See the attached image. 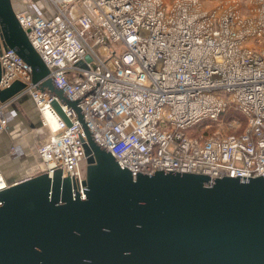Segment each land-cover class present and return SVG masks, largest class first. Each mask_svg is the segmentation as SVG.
I'll return each mask as SVG.
<instances>
[{
	"label": "built area",
	"instance_id": "2783aa9c",
	"mask_svg": "<svg viewBox=\"0 0 264 264\" xmlns=\"http://www.w3.org/2000/svg\"><path fill=\"white\" fill-rule=\"evenodd\" d=\"M43 1L44 13L14 7L16 18L52 83L78 100L94 140L120 167L133 176L264 178V0ZM0 67V87L23 82L46 128L41 171L60 170L70 193L84 197L86 137L74 110L35 88L14 49L2 50ZM229 106L239 115L226 120ZM213 123L231 132L205 133ZM8 185L0 174V190Z\"/></svg>",
	"mask_w": 264,
	"mask_h": 264
},
{
	"label": "water",
	"instance_id": "95a60500",
	"mask_svg": "<svg viewBox=\"0 0 264 264\" xmlns=\"http://www.w3.org/2000/svg\"><path fill=\"white\" fill-rule=\"evenodd\" d=\"M0 39L30 65L37 90L74 110L87 163L84 197L70 193L61 171L0 190V264H264L263 177L169 170L133 176L94 140L78 100L52 83L12 0H0ZM24 86L15 80L0 87V102Z\"/></svg>",
	"mask_w": 264,
	"mask_h": 264
},
{
	"label": "crops",
	"instance_id": "0c3cea01",
	"mask_svg": "<svg viewBox=\"0 0 264 264\" xmlns=\"http://www.w3.org/2000/svg\"><path fill=\"white\" fill-rule=\"evenodd\" d=\"M19 1H22V5ZM12 2L15 8L30 6L35 12L44 13L43 10L47 7L45 2L32 0ZM3 49L4 45L0 39V53ZM15 98L6 102L4 114L7 125L0 132V174L7 183H14L41 171L37 146L47 134L30 95L19 93Z\"/></svg>",
	"mask_w": 264,
	"mask_h": 264
},
{
	"label": "rangeland",
	"instance_id": "374dc122",
	"mask_svg": "<svg viewBox=\"0 0 264 264\" xmlns=\"http://www.w3.org/2000/svg\"><path fill=\"white\" fill-rule=\"evenodd\" d=\"M33 2H41L43 3V0H32ZM19 4L22 5V1H19ZM47 5V4H46ZM30 7V6H29ZM203 128V127H202ZM204 129V128H203ZM205 133L211 134L213 132H220V133H228L231 132L230 129L226 128V126L224 125V123L219 124V123H213L212 125H209L208 128L204 129ZM83 167L86 168V162H83ZM58 172H60V170H56V174H58Z\"/></svg>",
	"mask_w": 264,
	"mask_h": 264
},
{
	"label": "trees",
	"instance_id": "16d2710c",
	"mask_svg": "<svg viewBox=\"0 0 264 264\" xmlns=\"http://www.w3.org/2000/svg\"><path fill=\"white\" fill-rule=\"evenodd\" d=\"M238 115V111L233 106H229L227 110L223 113V117L226 120Z\"/></svg>",
	"mask_w": 264,
	"mask_h": 264
},
{
	"label": "bare ground",
	"instance_id": "6f19581e",
	"mask_svg": "<svg viewBox=\"0 0 264 264\" xmlns=\"http://www.w3.org/2000/svg\"><path fill=\"white\" fill-rule=\"evenodd\" d=\"M45 115H46L47 120L53 125L54 118L49 114H45Z\"/></svg>",
	"mask_w": 264,
	"mask_h": 264
}]
</instances>
